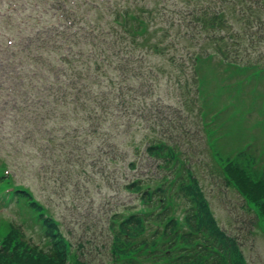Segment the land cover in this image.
<instances>
[{"label": "trees", "instance_id": "obj_1", "mask_svg": "<svg viewBox=\"0 0 264 264\" xmlns=\"http://www.w3.org/2000/svg\"><path fill=\"white\" fill-rule=\"evenodd\" d=\"M0 5L2 27L15 41H2L0 55V204H12L21 221H1L0 264L96 261L92 241L73 244L53 206L32 185L17 183L26 176L24 158L34 176L52 170L69 176L67 185L77 176V187L96 175L109 184L117 173L110 167L120 165L118 185L134 202L105 210L107 257L97 264H247L237 240L219 226L172 130L180 107L213 116L202 106L208 61L245 72L250 82L264 77V0ZM168 74L179 87L180 97L173 96L179 106L159 93ZM163 109L172 111L170 122ZM223 165L264 230V172L233 159Z\"/></svg>", "mask_w": 264, "mask_h": 264}, {"label": "rangeland", "instance_id": "obj_2", "mask_svg": "<svg viewBox=\"0 0 264 264\" xmlns=\"http://www.w3.org/2000/svg\"><path fill=\"white\" fill-rule=\"evenodd\" d=\"M0 25H2V21ZM202 76V104L210 115L215 116L217 122L214 127L209 128L200 124L201 132L199 134L201 135L199 136L201 137L196 146V148L198 147V155L204 152L201 143L206 137L207 131L217 129V123L224 124L220 134L214 132L212 135L214 137L219 136L217 137L219 141L223 140L222 144H218L220 152L233 157L234 153L236 156L239 152L245 151L247 156L239 161L251 163L256 161L259 164L258 171L263 172L260 167L264 158V77H255L248 84L249 79L246 80L245 72L226 69L218 62H214L213 59L202 67ZM169 77V74L162 76V84L170 82L169 86L164 84L162 93L167 104H179L176 103L175 98L173 99L175 92H177V84L175 79L168 81ZM166 93L172 96L170 102L165 96ZM192 109V111H184L183 128L190 125L188 128L193 130L196 127L192 124L200 121V118L197 120L192 118L193 112H195L194 107ZM166 113L168 114V112ZM183 149H186L184 145ZM219 164L220 162L214 158L210 151L207 153L206 161L197 164L198 175L209 179L202 184L211 207L222 228L229 234L239 237L248 263L264 264L263 223L259 222L255 211L240 203L235 191L227 190L224 187L221 177H217L220 175ZM202 166H207V169H202ZM144 167L146 166L143 165L142 168ZM115 169L119 170L120 165H116ZM27 171L30 172V170ZM120 175L121 172L117 174V182H119ZM36 182L38 184L36 192L41 194L42 199L51 202L56 217L63 223L62 229L66 236L75 244L87 240L93 242L94 247H97L98 250L97 253L95 252L96 261H93L92 264L105 260L107 257V252L103 249L105 236H102L99 229L103 223L98 225L96 229L92 228L88 233L86 228L98 223L103 211L112 208L111 205H106L108 202L113 203L109 200L110 196L116 197L118 205L133 202L135 196L123 192L120 188L112 191L105 187H102V192L99 194L94 187L85 184L75 188L70 187L66 193H63L44 180L41 182L40 179H37ZM54 192L56 195L50 197L49 195H53ZM89 207L91 208L89 209ZM89 214L93 216L90 217ZM6 217L11 218L12 216L11 214L0 215V225Z\"/></svg>", "mask_w": 264, "mask_h": 264}]
</instances>
